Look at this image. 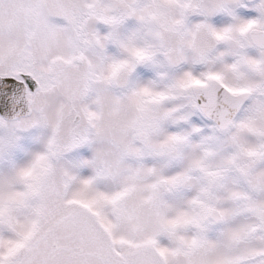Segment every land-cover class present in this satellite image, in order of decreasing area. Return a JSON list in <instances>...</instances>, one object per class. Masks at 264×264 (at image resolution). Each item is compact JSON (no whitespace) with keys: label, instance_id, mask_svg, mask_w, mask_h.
Wrapping results in <instances>:
<instances>
[{"label":"snow or ice","instance_id":"obj_1","mask_svg":"<svg viewBox=\"0 0 264 264\" xmlns=\"http://www.w3.org/2000/svg\"><path fill=\"white\" fill-rule=\"evenodd\" d=\"M0 264H264V0H0Z\"/></svg>","mask_w":264,"mask_h":264}]
</instances>
